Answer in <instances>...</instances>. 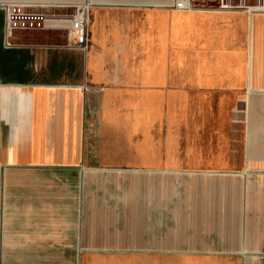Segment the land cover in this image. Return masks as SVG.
<instances>
[{
	"label": "crops",
	"instance_id": "0c3cea01",
	"mask_svg": "<svg viewBox=\"0 0 264 264\" xmlns=\"http://www.w3.org/2000/svg\"><path fill=\"white\" fill-rule=\"evenodd\" d=\"M175 1L0 0V264H264V0Z\"/></svg>",
	"mask_w": 264,
	"mask_h": 264
},
{
	"label": "built area",
	"instance_id": "2783aa9c",
	"mask_svg": "<svg viewBox=\"0 0 264 264\" xmlns=\"http://www.w3.org/2000/svg\"><path fill=\"white\" fill-rule=\"evenodd\" d=\"M178 9H195L192 0H176L175 5ZM7 10V31L11 33L14 29L39 28L51 16L66 17L69 21L67 26L68 44L72 47H79L84 50L91 45V33L89 29L93 5L86 2L72 8L68 14L61 12L52 14L49 8L58 6L28 5V4H6ZM264 7V6H263Z\"/></svg>",
	"mask_w": 264,
	"mask_h": 264
},
{
	"label": "rangeland",
	"instance_id": "374dc122",
	"mask_svg": "<svg viewBox=\"0 0 264 264\" xmlns=\"http://www.w3.org/2000/svg\"><path fill=\"white\" fill-rule=\"evenodd\" d=\"M195 6V5H194ZM152 98H155V97H152Z\"/></svg>",
	"mask_w": 264,
	"mask_h": 264
}]
</instances>
